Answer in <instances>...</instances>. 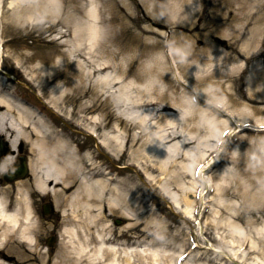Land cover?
I'll use <instances>...</instances> for the list:
<instances>
[{"label":"bare ground","instance_id":"obj_1","mask_svg":"<svg viewBox=\"0 0 264 264\" xmlns=\"http://www.w3.org/2000/svg\"><path fill=\"white\" fill-rule=\"evenodd\" d=\"M3 3L6 11H3ZM119 3L114 0H0L3 30L8 31L13 25L20 30L32 27L43 33H56L45 43L51 45L46 47L47 52L28 53L31 46L23 48L26 51L14 58L18 67L37 84V90L51 94L50 107L66 119L71 130H59L47 118V113L42 115L14 99L13 87L5 80L9 75L4 76L0 68V133L7 137L11 148L0 171L14 162L19 143L24 142L33 154L30 160L32 183L28 185L29 179L18 183L19 194L14 204L6 195L8 187L0 193V264L49 263L44 254L28 259L24 253L12 251L18 239L29 243L31 249H37L36 235L28 233L29 229L37 228L29 189L33 186L42 194H50L51 184L62 186L61 192L55 189L52 192L56 207L63 210L64 219L70 221L61 237L58 261L52 264H146L148 259L156 264H176L174 254L178 262L184 251L173 250L169 255L167 249L162 256L158 249L149 250L143 241L134 243L136 247L116 242L117 231L109 218L117 214L129 220L121 238L126 239L138 227H143L139 236L157 229L160 235L171 232L166 222L152 217L158 215V211L147 209L146 202L140 201L138 195L142 186L129 174L130 169H134L137 178L151 171L162 177L157 182L166 179L165 193L171 196L175 208H182L181 220L191 223L196 217L195 201L191 198L198 192L196 165L217 152L213 146L206 145L197 155L193 154V148L219 138L228 124L218 117L224 116L222 110L234 105L233 113L238 119L254 117L257 124H264V108L257 106L264 104V69H256L261 63L251 69L248 65L244 68L245 63L264 58V50L260 48L264 34L261 7L255 8L260 14H250L247 10L252 0H140L139 6L146 11L141 19L132 13L131 3L126 0ZM201 4L210 6L211 13L196 26L195 15ZM120 5L127 13H122ZM200 25L201 36L206 39L202 48L196 45L198 36L193 33ZM166 26L184 27L186 31L169 34L168 49L164 50L161 39L164 30L168 31ZM219 34L227 41L212 39ZM58 40L61 43L58 44ZM58 46L66 47L64 58L56 55ZM145 57L148 58L144 65L138 67L144 77L140 70L133 72L132 66ZM2 60L5 56L0 51V67ZM66 61L69 64L66 68L73 66L70 74H65L67 77L60 70ZM31 62H36L35 66L24 67ZM242 72L249 73L248 92L241 89ZM178 73L184 80L179 79ZM208 77L212 82H208ZM142 78L143 82L139 83L138 79ZM199 87L201 98H211L221 105L214 108L203 100L195 101L192 94ZM231 89L237 92V98L231 96L236 100L234 104L224 96ZM105 96L119 107L140 112L132 123L139 126L140 132L131 134L123 128L122 119L115 120L112 113L104 110ZM238 102L245 105L244 108H238ZM247 107L252 113L245 111ZM76 115L79 116L76 118ZM74 128L98 141V151L78 150L73 135L79 131ZM164 144L168 146L162 149ZM144 145L149 150L145 152L146 157L134 151L135 147ZM247 146L248 156L237 163L239 173L232 175L229 170L220 173L221 179H233V185H219L216 191L217 198L226 194L243 199L236 219L244 224L247 215L264 216V162L252 163L259 149L258 142ZM105 156L126 161L123 175L115 176L105 170L100 161ZM258 186L262 187L255 190ZM251 200L255 203L251 204ZM229 209L227 205L221 207L222 215ZM215 226L232 231L233 239L223 246L236 247L233 257L226 250L211 246L206 252H199L201 257L199 254L191 257V264H224L218 262L220 258L240 264L257 251L256 242L249 243L244 231L235 225L216 222ZM201 231L204 232L203 227ZM14 232L18 239L11 242V238L16 237ZM258 234L264 245V236ZM185 246L184 242L182 248ZM261 253L263 260L264 252ZM256 256L259 259L260 256Z\"/></svg>","mask_w":264,"mask_h":264},{"label":"rangeland","instance_id":"obj_2","mask_svg":"<svg viewBox=\"0 0 264 264\" xmlns=\"http://www.w3.org/2000/svg\"><path fill=\"white\" fill-rule=\"evenodd\" d=\"M128 2L131 3V11L134 15H137L139 18H143V16L146 15V11L144 9V7H140L139 4L137 3L136 0H127ZM255 3V4H254ZM259 3V4H258ZM258 9L261 7L262 11L264 10V0H252L251 3V7L248 8L247 13L250 14H260L259 12L256 13V9ZM122 13H127V11L122 12ZM211 13V9L210 6L206 5L204 6V4H202L200 6V8L198 9L197 13H196V18L194 20V24L196 23V25H199L202 21H204V18ZM221 13V12H220ZM10 26L11 24L8 23ZM167 27V26H166ZM156 28V27H154ZM195 28V25H194ZM167 29L169 31H177L178 33L184 32L186 31L184 27H177L174 28L172 26L167 27ZM187 29V28H186ZM201 29V25L198 29H194L193 33L196 34L198 37L196 39V45L199 47H203V45L206 42V39H204L203 36V32ZM16 29L13 25L10 29H8V36L6 35L5 37V41H7L6 44V51H7V57L9 56L8 53H11L13 55H15L17 57L18 53H24L25 50H23L22 48H24V46L27 47H31L34 46L33 48L29 49L28 53H33V52H38V53H45L47 52L46 47H49L51 45L46 46V42H49L51 39H53L54 36L50 33L49 34H42L39 31H30V30H19ZM138 29H132V31H135ZM139 31H136L135 33L138 34ZM188 32V31H187ZM206 32V31H205ZM177 35V33H175ZM186 34H189L186 33ZM12 39V40H11ZM214 41H226L227 38L224 37L223 34H219V35H215L212 38ZM11 40V41H10ZM164 40V38H163ZM20 41H22L21 45H20ZM58 42V41H57ZM260 48L264 50V34L261 37V43H260ZM63 47L58 46L57 47V54H64L63 51ZM158 50V49H157ZM155 50V51H157ZM154 52V51H153ZM17 54V55H16ZM12 57V56H10ZM148 57H145L141 60V62L136 65L132 66V70L133 72H135L136 70H140V74L142 73V75L145 77V74H143L144 72H142L141 69H139V65L143 66L145 61L147 60ZM118 60H121V58H118ZM188 59H186L185 61H187ZM25 63V61H24ZM68 62H66L67 64ZM245 63V62H244ZM258 63H261L259 68L256 69H264V58H260V60H258V62H252L247 64L248 65V69L253 68L255 65H257ZM36 62L34 63H27L26 67H33L35 66ZM69 65V64H68ZM246 66V65H245ZM131 68V63L130 66L127 67V70L129 71ZM2 69L6 72L9 73L10 75H15L16 80H11L10 82H12V85L14 87V89L19 92L18 94L21 97H24L25 99L32 101L35 104H39L40 105V100L39 96H37V94L42 93V100H47V98H49L51 95L49 93H46L45 91L42 92H36L34 89H30L29 88V81H28V77L24 74L21 75L20 73L17 72V70H15L16 68H14L13 66H11V64L9 62H6L3 64ZM62 69V73L65 74H70L71 70L73 69V67L68 68L67 70L65 69V63H63V66L61 67ZM250 73V71H248ZM243 73L242 72V79H241V89L244 90L245 92H248V76L249 73ZM66 76V75H65ZM64 76V77H65ZM67 77V76H66ZM9 79V78H8ZM64 79V78H63ZM208 82H212V79L210 77H208ZM62 81V79L60 80ZM63 82V81H62ZM138 82L141 83L143 82V78L142 79H138ZM52 86V84H51ZM200 88V87H199ZM45 96H44V95ZM235 95H237V92L235 91V89H231V92H228L226 94H224V96L227 98V100L234 104L236 102L235 99L231 98V96L236 97ZM237 98V97H236ZM113 103V102H112ZM111 102H109L108 100H105L104 98V110L108 113H112L113 118L116 120V118H118L119 116L116 115V113H113V105ZM231 104V105H232ZM239 104L238 108H244L243 106L245 105H241L239 102L236 103ZM236 106V105H234ZM232 106V107H234ZM259 108H264V104H260L257 105ZM248 108V107H247ZM245 109V111L250 114L252 113V109ZM75 109V108H73ZM234 110V108L232 109ZM128 115H125L124 117H120L122 119V121H124V123L127 125H130L129 122L127 121V119H131L130 116L131 112H128ZM231 113V111L229 112V114ZM254 120V117L251 118H247V119H243L242 121H246V120ZM57 124L59 126H61V128H63L65 125L63 124V122L61 120H56ZM155 125V123H153ZM158 123H156L155 126H157ZM133 128V127H132ZM133 132V130H132ZM203 135V134H202ZM241 139L239 140H235L233 141L232 144L228 145V149L231 150V156L230 157H234L236 159V161H232L231 158L227 161H224L222 164L217 163L215 166H213V168L208 167V171L205 172L204 174V181H200L199 184L203 188L205 187L204 185L208 184L209 187L211 188L212 183H211V179L212 176L215 177L218 174V179H215V186H221V187H227V186H231L233 185V179L229 178L228 180L225 179H221L220 177V173L225 171V170H229V172L232 175H237L239 173V162H242L243 159H245L248 155L247 153L250 151L247 144L250 143H257L258 142V146L259 149L257 151V154L255 155L252 163L253 164H260L261 162H264V135L262 134H258L255 132H251V131H244L240 134ZM77 143H80V141L84 142L87 138L84 137V135H77ZM91 143V144H89ZM26 145V144H25ZM207 145V147L212 146V143L210 142H206V143H202L201 145H199L198 149H196L195 146L193 148V154H197L200 155L201 152V148L205 147ZM87 146H92V149H95V145L92 142L91 139L88 140V145ZM168 144H164L162 145V149H165L164 147H167ZM200 149V150H199ZM137 150L140 154H143L145 157L147 156L145 154L149 152L147 145L140 147H135L134 151ZM29 151V150H28ZM30 152V151H29ZM28 154V153H26ZM215 159H217V156L215 157ZM174 160V159H173ZM179 160V159H178ZM172 161V160H171ZM104 165V167H111V169H113L114 171H121L122 167L125 165V160H114V159H110L108 156H105L103 158V160L101 161ZM163 161H161L162 163ZM181 162V161H179ZM183 163H188V162H184ZM238 163V164H237ZM177 165L179 166V164L177 163ZM209 166V164L207 165ZM211 166V165H210ZM207 168V167H206ZM129 174L133 176V178L137 179V183L139 185L142 186V188L139 191V195L138 197L140 198V201L144 202V200L146 201L145 207L147 209H153V211L158 210L159 214L158 215H154L152 217L157 218V220H162L164 222H166L171 229V232H169V234H161L155 230V232L151 231L146 233L144 236H139L140 235V229L143 227H138L137 230H134L130 233V235L125 239V238H121L120 234L121 232H123V229L125 227V225L129 222L128 219H125L124 217L120 216V215H115L109 218L110 223L113 225L114 229L117 231V233H115V236L117 237V240L119 241H124L127 239H132V240H138V239H143L146 240L147 244H148V248H150V250L152 249H158L160 252V254H162V256L165 254L164 251H166L167 249H169L170 251L168 252L169 255H171V252L173 250H177V251H183L184 249H186L190 243L188 244V239L190 238V236H188L189 231L191 229L194 230H199V226L195 227V225L192 224V227L189 228V223L185 222L184 220H181V215L183 214V210L178 208L175 209L173 207V201L171 198L166 197V195L170 196L169 194H166L164 189H163V185H165L166 179H161L160 182H157L160 178L157 176V174L155 172H149L148 174H151L152 176L148 175V174H144V176L141 178H137L136 173L133 169H130ZM245 177V176H244ZM241 178L244 179L241 175ZM30 182H28V185H30ZM170 184V183H169ZM27 186V185H26ZM28 187V186H27ZM168 187L170 189L173 188V186L168 185ZM262 186H258L257 188H255V190H257L258 188H260ZM31 188V187H30ZM210 188H207V190H209ZM61 189L60 186L56 187V190ZM174 189V188H173ZM172 189V190H173ZM31 190V189H29ZM202 192V191H201ZM34 194V201L36 202L35 204V208L37 209L36 212L39 213L41 215V219L38 222V227L33 230L35 227L31 228V230L29 229L28 233H33L37 236L38 240H39V246L37 249H30V247L25 244L22 241L16 242V249H14L12 251V253H17L20 254L21 252L24 253L28 259H33V257H38L41 254L46 255V261H48V264H52L53 261H58L57 255L59 254L60 250H61V233L63 232L64 228L66 227L67 224H69V220L64 219L63 215L65 214L63 212V210L57 208L55 205V196L54 197H50L49 202H51L54 205L55 208V212L50 216V217H42V206L43 204L46 203L45 199L43 196H41L40 193L37 192H32ZM19 194V186L18 184H16L14 186V188H11L10 191L7 193V197L8 199L11 201V203H14L15 200L17 199ZM202 194V193H201ZM204 194V193H203ZM204 197V202L208 201L209 198L207 196H205V194L203 195ZM213 196V194H212ZM211 196V200L214 199V203L212 206H210L209 208V213H205L203 212V218H202V227L204 228V234H200V240L203 243V249L202 251H207L208 248H210L211 246L208 245L209 242H207V240H213L215 243L218 242V246L221 247V249L219 250H226L230 256L233 257L232 254H234L233 252L236 250V247H228L226 248L225 246H223V243H225L226 245H229V240L233 239L232 231H223L220 229H217L215 226L216 222H221L224 223L226 225H235L236 227H238L240 230L244 231V238L248 239V240H253L254 242H256L257 244V251L255 253H253L252 255L247 257V261H240V264H264V259L261 260V252H264V245H262V243L259 241V234L261 233L264 236V216H261L260 213H258L256 216H250L247 215L245 217V221L246 223H242L240 220L236 219V214L241 210V203H242V198L240 197H234V196H229V195H220L217 197H212ZM192 199H194L193 195L191 196ZM62 201V198L60 199ZM250 201V200H248ZM63 202V201H62ZM254 204L255 202H253L251 200V204ZM64 205V204H62ZM224 205H227L230 207V209L227 211V213L225 215H222L221 213V207H223ZM66 209H68V207H65ZM195 211V210H194ZM182 213V214H181ZM154 218V219H155ZM122 221L121 225H118L117 222L118 221ZM69 221V222H68ZM70 226V225H69ZM196 228V229H195ZM162 230L164 231L165 229L162 228ZM199 232V231H196ZM231 237H230V236ZM54 237L55 238V243L53 245V247L51 249L47 248V239L49 237ZM176 237V238H175ZM220 241V242H219ZM185 242V248H182V245ZM220 243V244H219ZM46 249L49 251V253L46 252ZM201 250V249H200ZM262 250V251H261ZM198 251V250H195ZM195 254H197L198 252H194ZM203 253V252H202ZM211 254V253H210ZM256 255H259V259L257 258ZM176 255L174 254V257ZM239 257V256H238ZM237 257V258H238ZM235 258V259H237ZM222 258H220V260H218L219 263L224 262V264H233L232 261L228 260V262L226 261H221ZM34 262V260H32ZM149 264H154L155 262L153 261V259H150Z\"/></svg>","mask_w":264,"mask_h":264}]
</instances>
